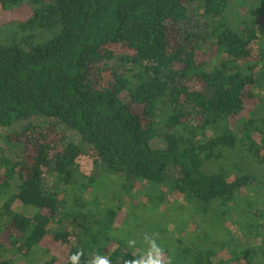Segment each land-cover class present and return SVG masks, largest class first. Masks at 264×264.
Wrapping results in <instances>:
<instances>
[{
    "label": "trees",
    "instance_id": "1",
    "mask_svg": "<svg viewBox=\"0 0 264 264\" xmlns=\"http://www.w3.org/2000/svg\"><path fill=\"white\" fill-rule=\"evenodd\" d=\"M238 4L232 21L226 0H0L28 10L0 29V264L140 263L111 244L115 210L98 234L66 213L105 177L130 181L120 207L202 213L225 237L167 240L161 264H264V0Z\"/></svg>",
    "mask_w": 264,
    "mask_h": 264
},
{
    "label": "rangeland",
    "instance_id": "2",
    "mask_svg": "<svg viewBox=\"0 0 264 264\" xmlns=\"http://www.w3.org/2000/svg\"><path fill=\"white\" fill-rule=\"evenodd\" d=\"M226 2L229 9L227 17L233 21L236 18L233 10L239 5V0H226ZM27 11L28 10L25 8L22 13H1L3 16H0V29L4 27V23L8 20L26 17L28 14ZM7 16H9L10 19H6L8 18ZM191 18V26L193 28L199 26L201 23L200 18L197 15H192ZM260 28L261 27L259 26V33L260 35H263L264 33ZM8 36L9 33H5L4 36L0 35V43L8 44L6 43L9 39ZM18 38L21 40L20 37ZM257 92L260 95L263 94V91L258 90ZM7 132L8 130L5 133ZM6 158L8 163L0 170V175L3 177H7L9 171L12 169V155L7 153ZM124 178L119 177L115 182H110L107 177L103 178L104 184L102 187L92 185L88 189L87 195L83 197V209L75 207L73 202H67L65 205L66 213L72 215V211L79 210V214H82L83 216L81 220H86L87 227L91 226L93 232L98 234L104 229L103 225L108 221L112 210H115L116 224L121 225L122 227L120 226L121 228L116 229V232H113L112 236H114V240L111 244L115 243L117 246H121L128 254L140 257V263L137 264H161L163 259L161 258V260L156 255L157 253L165 252V245L168 244L167 240H169L170 243L175 242L185 248L192 246L193 242H195L196 244H202L205 248L209 249L215 248L216 243H222V240H224L225 237L218 232H213L212 234L207 233V225L205 226V224L208 216L202 213L201 217L191 215L190 218H185L187 221H184L182 217L183 213L186 215L184 210H177L176 212L171 210L168 212L169 210L162 209L158 211L153 210L150 206H146L140 202L130 203V210L120 207L121 205L119 201L123 200L125 205L127 199L130 198L129 193L131 191L130 181H127V179ZM9 182L12 184V188L11 190H8L9 193L7 196L17 190V185L19 183L17 176L10 178ZM125 183L127 186L123 191L122 186ZM132 195L136 196L135 191H133ZM79 196L82 198L81 195ZM170 202L173 203L172 200ZM183 202L182 199L179 200V203ZM13 210L15 211L16 209ZM202 225H204V227L199 230L198 228ZM52 228H55V226H52ZM102 234L108 236L105 231H103ZM105 244L106 242L104 240L99 244V247L103 248ZM153 244L158 245V247L154 249L156 245ZM107 245H109V248L111 249L112 245L109 243ZM36 251L37 252L28 260V262L23 257H16L15 255H7L5 256V259L14 261V264H54V259L46 254L43 249L37 248ZM164 257H167V260L164 261L165 264H192L189 260L183 261L173 257L170 259L168 255H165Z\"/></svg>",
    "mask_w": 264,
    "mask_h": 264
},
{
    "label": "clouds",
    "instance_id": "3",
    "mask_svg": "<svg viewBox=\"0 0 264 264\" xmlns=\"http://www.w3.org/2000/svg\"><path fill=\"white\" fill-rule=\"evenodd\" d=\"M72 259H73V261H76L77 257L74 256ZM96 264H108V261L106 259H98L96 261Z\"/></svg>",
    "mask_w": 264,
    "mask_h": 264
}]
</instances>
